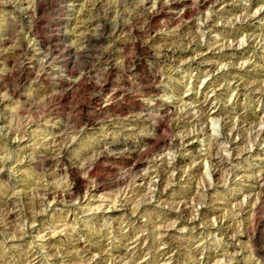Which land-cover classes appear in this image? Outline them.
Listing matches in <instances>:
<instances>
[{"label":"rangeland","instance_id":"1","mask_svg":"<svg viewBox=\"0 0 264 264\" xmlns=\"http://www.w3.org/2000/svg\"><path fill=\"white\" fill-rule=\"evenodd\" d=\"M173 1L0 0V264H264V0Z\"/></svg>","mask_w":264,"mask_h":264},{"label":"bare ground","instance_id":"2","mask_svg":"<svg viewBox=\"0 0 264 264\" xmlns=\"http://www.w3.org/2000/svg\"><path fill=\"white\" fill-rule=\"evenodd\" d=\"M159 1H161V0H159ZM170 1V0H169ZM191 1V0H190ZM223 0H196L195 1V4H196V6L197 7H205V6H207L208 4H210V3H216V4H218V3H220V2H222ZM157 2V1H156ZM174 2V1H173ZM188 2V0H182V1H176V2H174V7L175 8H177V7H179V6H182V16H184L186 13H188V12H190L189 11V8H185L184 9V6L186 5V3ZM193 2V1H192ZM191 3V2H190ZM171 4H172V2H171ZM170 4V5H171ZM193 4V6H195L194 5V3H192ZM154 5V4H153ZM211 5V4H210ZM167 6V5H166ZM165 6V7H166ZM193 6H191V8L193 7ZM160 8V7H159ZM174 8V9H175ZM181 8V7H180ZM194 8V7H193ZM161 9V8H160ZM179 11V10H178ZM181 11V10H180ZM199 11V10H198ZM157 12L156 11H154V10H152L151 12H150V14L148 15L149 16V18H153L154 17V15L156 14ZM181 13V12H180ZM140 15V14H139ZM181 15V14H180ZM249 17V16H248ZM253 17V16H252ZM149 18H147V19H149ZM251 19V18H250ZM102 25H103V23H102ZM179 26V25H178ZM187 27V26H186ZM183 30H182V27L176 32V35L174 34L173 35V37H175V36H177V35H179L180 37H181V32H182ZM183 35V34H182ZM184 36V35H183ZM178 37V36H177ZM176 38V37H175ZM174 38V39H175ZM178 42V41H177ZM137 45V44H136ZM139 46H141V45H139ZM47 47V46H46ZM136 47V46H135ZM142 47V46H141ZM146 47V46H145ZM142 49V48H141ZM178 50V49H177ZM140 51V50H139ZM142 51V50H141ZM158 51H159V49H158ZM107 52V51H106ZM110 52V51H109ZM162 52V51H161ZM147 53L149 54L150 53V51H147ZM159 53V52H158ZM103 54V53H102ZM144 54H145V52H144ZM109 55V54H108ZM125 55V54H124ZM123 55V56H124ZM89 56V55H88ZM147 56V55H146ZM105 57V56H104ZM107 57V56H106ZM109 57V56H108ZM135 57V56H134ZM133 57V58H134ZM149 57V56H148ZM153 57V56H152ZM52 58V57H51ZM100 58V57H99ZM125 58V57H124ZM127 58V57H126ZM132 58V59H133ZM100 62H102V61H100ZM128 62H130V61H128ZM157 63V62H156ZM156 63H155V65H156ZM101 64V63H100ZM139 64V62H138V60H135L134 62H133V64L132 65H138ZM154 64V63H153ZM105 65V64H104ZM157 65H158V63H157ZM118 66V65H117ZM125 66V65H124ZM159 66V65H158ZM114 67H115V65H114ZM122 67V66H121ZM150 67V66H149ZM109 68H111V67H109ZM134 68V67H133ZM143 68V67H142ZM153 68V67H152ZM66 69V68H65ZM98 69V68H97ZM107 69V68H106ZM117 69H118V67H117ZM148 69V68H147ZM67 70V69H66ZM115 70V69H114ZM130 70V69H129ZM157 70V69H156ZM65 71V70H64ZM159 72V71H158ZM158 72H156V73H158ZM155 73V74H156ZM87 74V73H86ZM159 74V73H158ZM149 76V75H148ZM152 76V75H151ZM155 78V77H154ZM148 79V78H147ZM155 80V79H154ZM158 82V81H157ZM101 83V82H100ZM105 83V82H104ZM103 83V84H104ZM153 83V82H152ZM162 87V86H161ZM100 88H101V86H100ZM105 88V87H104ZM97 90V89H96ZM162 90V89H161ZM164 90V89H163ZM155 91H158L157 89H156V87H155V89L153 88V89H151V91H150V94H149V96H147V97H149L150 99H151V102H148V104H143V107H141V108H139V110H138V112H133V111H130V114L129 115H127V116H124L122 119L123 120H127V121H133V123H135V124H142V123H144V121H146V119H147V117L148 116H152V117H155V122H156V124L154 125V129L155 130H157L158 128H162V127H166V125H165V122L166 121H164V118L165 117H167L168 115H169V113H168V111H170V110H173V109H171V107H169V106H167L166 104H164V106H160V102L158 101V97L157 96H155L154 98L153 97H151V93L152 92H155ZM145 92V91H144ZM146 94V93H145ZM156 94H157V92H156ZM155 95V94H154ZM121 103V102H120ZM135 106V105H134ZM123 107V106H122ZM124 108V107H123ZM120 109V108H119ZM106 110V109H105ZM118 110V109H117ZM131 110V109H130ZM127 111V110H126ZM174 111V110H173ZM123 112V111H122ZM121 111L119 112V114H124V113H122ZM104 113V112H103ZM118 113V112H117ZM176 114V113H175ZM183 114H184V112H183ZM186 114V113H185ZM184 114V115H185ZM105 115V114H104ZM173 115V114H172ZM184 115H182V117L184 116ZM181 116V115H180ZM104 117V116H103ZM105 118V117H104ZM116 118V117H115ZM88 119V118H87ZM171 119V118H170ZM86 120V119H85ZM125 120V121H126ZM183 121H184V119H183ZM181 119H180V117H178L177 119H175V121H174V123H173V125H177L178 123L180 124V122L182 123L183 122ZM90 122V121H89ZM92 122V121H91ZM172 122H173V120H172ZM171 123V122H170ZM142 126V125H141ZM169 128V127H168ZM165 129V128H164ZM162 130V129H161ZM166 130H167V127H166ZM258 132V131H257ZM165 133V132H164ZM160 134V133H159ZM186 135V134H185ZM186 137V136H185ZM184 137V138H185ZM183 138V137H182ZM181 138V139H182ZM54 139V138H53ZM143 140V144H142V147H138V148H135V149H127V148H123V146H121V147H119L118 145H115V146H112L111 148L110 147H106L104 144L103 145H101V146H99V148H97L95 151H94V153L92 154V156L90 155V159H88L87 161L88 162H92V161H94V160H98V159H102V158H105V157H108L109 155H111L110 154V152L113 150V151H115V152H112V154H118V155H121L122 153H126L127 152V155L130 157V158H132V159H134V158H136V159H140V156L143 154V152L144 151H146L145 150V148H146V146H148V145H150V146H152L151 148L153 149V147L154 148H156V149H159V150H161V149H163V148H165L166 147V139L165 140H163V138L161 139L160 138V136H156V137H153V136H145V138H143L142 139ZM185 140L186 139H184V142H185ZM168 142V141H167ZM183 142V143H184ZM94 150V149H93ZM143 156V155H142ZM116 157V156H115ZM126 157V156H125ZM52 158H53V155H52ZM61 161V160H60ZM86 161V162H87ZM131 161V160H130ZM95 163V162H94ZM48 164V163H47ZM52 164V163H51ZM130 167L133 169V170H137L138 169V167H139V162H138V160H134V161H131L130 162ZM173 165V164H172ZM166 166V165H165ZM164 166V167H165ZM50 167V166H49ZM68 167H70V166H68ZM74 168V167H73ZM77 168V167H76ZM172 168V166L170 167V166H166L164 169H166L167 171H169L170 169ZM72 170V169H71ZM69 171V170H68ZM157 172V171H156ZM160 174H162L161 173V171H158ZM157 172V173H158ZM159 174V175H160ZM165 174V173H164ZM163 174V175H164ZM170 174V173H169ZM53 175V174H52ZM162 176V175H161ZM72 178V177H71ZM140 178V179H139ZM144 177H143V175H140L139 177H138V180H142ZM166 178V177H165ZM261 179H262V181H264V173L262 174V176H261ZM77 181V180H76ZM73 182V181H72ZM74 183V182H73ZM75 185V184H74ZM74 185L72 184L71 185V187L69 188V189H67L64 193H56V192H53L52 194H50V196L53 198V199H55L56 200V202H58V198L60 197H62L64 200L65 199H70V198H72V195H73V192H75L74 191ZM76 190V189H75ZM39 192V191H38ZM41 192V191H40ZM77 192V191H76ZM47 194V193H46ZM49 194V193H48ZM30 199V198H29ZM37 199V198H36ZM28 201V200H27ZM39 201V200H38ZM41 201V200H40ZM42 203V202H41ZM38 204V203H37ZM27 208V207H26ZM7 213V212H6ZM13 217V214H12V212L10 211H8V214H7V218L8 219H13L12 218ZM178 218V217H177ZM7 220V219H6ZM162 238V237H161ZM160 257V256H159ZM133 262V261H132Z\"/></svg>","mask_w":264,"mask_h":264}]
</instances>
